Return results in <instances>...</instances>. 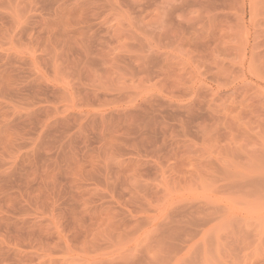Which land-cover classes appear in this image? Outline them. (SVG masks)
<instances>
[{
  "label": "rangeland",
  "instance_id": "rangeland-1",
  "mask_svg": "<svg viewBox=\"0 0 264 264\" xmlns=\"http://www.w3.org/2000/svg\"><path fill=\"white\" fill-rule=\"evenodd\" d=\"M0 264H264V0H0Z\"/></svg>",
  "mask_w": 264,
  "mask_h": 264
}]
</instances>
